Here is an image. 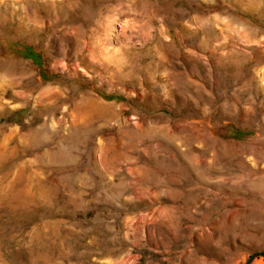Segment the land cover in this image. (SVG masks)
Wrapping results in <instances>:
<instances>
[{
	"label": "rangeland",
	"instance_id": "374dc122",
	"mask_svg": "<svg viewBox=\"0 0 264 264\" xmlns=\"http://www.w3.org/2000/svg\"><path fill=\"white\" fill-rule=\"evenodd\" d=\"M0 264H264V0H0Z\"/></svg>",
	"mask_w": 264,
	"mask_h": 264
}]
</instances>
